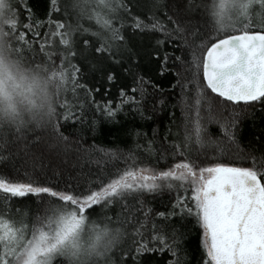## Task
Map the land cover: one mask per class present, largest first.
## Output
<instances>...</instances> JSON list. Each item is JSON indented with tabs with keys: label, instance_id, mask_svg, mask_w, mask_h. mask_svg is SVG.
Returning <instances> with one entry per match:
<instances>
[{
	"label": "snow or ice",
	"instance_id": "1",
	"mask_svg": "<svg viewBox=\"0 0 264 264\" xmlns=\"http://www.w3.org/2000/svg\"><path fill=\"white\" fill-rule=\"evenodd\" d=\"M24 2L0 0V65L7 49L18 62L49 73V79L59 81L55 107L49 106L43 126L50 125L60 139L68 140L59 130L61 118L65 122L84 123L85 105H73L66 98L61 100L69 86L74 99H79L76 90L83 89L85 100L92 99L93 103L91 93L99 92L81 83L84 73L75 61L87 65L90 72L107 73L108 81L116 79L108 65L122 66L128 62L127 71L136 84L130 91L139 93L140 99L121 89L120 107L109 102L95 104V108L114 119L123 105L128 104L143 116L144 85L150 82L138 71L134 72L139 67L132 63L138 50L134 51L137 46L132 43V36L125 34L129 28L132 35L162 33L164 39L156 40L158 46L179 40L181 47L190 52L186 69L190 78L183 84L177 81L188 111L184 113L183 135L176 133L177 140L161 145L159 158L167 161L171 149L173 161L164 170L138 163L137 150L143 149L150 156L157 154L153 140H148L146 146L136 144L125 156L124 168L89 178L83 187L79 181L75 185L65 181L63 188L59 181H49L48 185L31 179L24 181L18 178V170L0 169V264H117L114 249L127 234L126 227H112L113 219L108 216L103 223L90 220L96 210L94 206L106 209L114 202L129 210L131 217L122 221L118 216L115 223L135 221L139 226L134 227V236L140 237L133 239L135 247L119 249V264H128L126 256H131L132 264H141L144 254L164 251L176 257L170 264H184V233L171 226L174 217L180 221L191 218L202 229L206 264H264V154L250 157L247 162L251 167L222 163L204 166L201 158L207 147H220L223 143L212 139L203 122L201 111L205 105L208 123L220 124L222 135L230 143L236 142V121L221 122L212 115L210 93L216 94L224 104H264V0H211L210 3L202 0L200 4L195 0H172L174 15H169L165 0H69L62 9L58 0H52L54 10L62 16H68L71 10L76 23L50 21L46 33H41L43 22L34 21L27 6L24 8L27 22L20 21L16 4ZM197 8L210 18V31L192 25L191 13ZM83 21L94 22L96 30L85 27ZM77 34L91 39L78 41ZM38 37L42 39L38 41ZM37 45L45 63L32 64L27 59L26 54H37ZM155 59L160 61L159 74L163 75L168 70L169 54L165 51L161 55L157 51ZM175 60L184 63L182 57ZM192 92L194 95L190 97ZM4 95L5 85L0 75V96ZM189 98L192 104L188 103ZM58 107L63 111L58 113ZM12 117V125L0 126V164L11 160L8 145L27 139L26 134L32 131L22 119L16 118L14 108ZM10 132L14 140H9ZM38 142L39 137H35L32 145ZM29 148L24 144L22 150L27 154ZM99 150L113 160L119 158L117 151ZM129 160L131 163H127ZM164 190L176 191V202L170 210L156 213L158 223L152 217L153 209L145 208L141 197L146 192ZM33 196L46 199L48 206L43 215L30 221L24 201ZM129 198L139 207L128 203ZM136 211L142 212L143 220L136 218ZM150 220L151 238L145 241L142 230L149 226Z\"/></svg>",
	"mask_w": 264,
	"mask_h": 264
},
{
	"label": "trees",
	"instance_id": "2",
	"mask_svg": "<svg viewBox=\"0 0 264 264\" xmlns=\"http://www.w3.org/2000/svg\"><path fill=\"white\" fill-rule=\"evenodd\" d=\"M61 9L69 0H58ZM146 2V0H142ZM202 0H195V3L200 4ZM204 3H210L211 0H203ZM172 0H165V4L169 5V15H174L171 8ZM25 6L31 9L32 19L41 21L43 25L40 28L41 33L49 31L47 26L50 21L60 19L72 24L76 23L75 14L69 11L68 16H62L53 8L52 0H25L24 4L17 3L16 8L19 10V19L21 22L26 21ZM147 13V9L143 10ZM161 20L164 16L157 13ZM192 25H199L201 30L211 29V20L208 18L203 9H195L191 13ZM85 27H90L93 31L96 30L94 22L83 21ZM119 26V25H117ZM191 30V28H190ZM126 36H132V43L137 47L138 55L133 57V64H138L139 75L144 77L145 81H149L144 85L146 89L142 102L143 116L133 110V107L124 104L123 110L117 112L115 118H110L104 112L97 111L95 104H109L113 107H120V91L123 89L129 96L136 95L137 100L140 99L139 93H132L130 89L135 87L133 76L127 71L129 64L125 62L120 65H108L116 79L108 81L107 73L99 71L90 72L87 65L80 61H75L81 66L84 73L81 83L86 85L88 89H99V92L93 91L91 96L94 98L85 100L83 89H77L79 99L73 98L71 86L69 90L61 96V100L67 99L69 103L76 105L83 103L85 105L84 123L79 121L65 122L60 119V132L68 137L67 141L53 131L50 125L40 128L31 127L32 131L27 133V139L17 143L9 144L7 151L12 153L10 161L5 164H0V169L18 170V178L24 181L31 179L38 184L48 185L49 181H59V186L64 187V182L67 181L75 185L77 181L81 186L86 185V181L96 179L101 173L112 172L117 168L126 166L125 156L135 148L136 144L147 145L148 140L155 141L154 147L157 149L156 155H148L143 149L137 150L136 155L139 157L138 163L141 166L147 165L157 170L167 169L172 165L173 161L170 155L171 149H168L167 161L160 159L162 154L161 145H170L178 137L176 133L183 135L184 113L188 111L182 97L180 84H183L190 78V72L187 61L191 59V54L185 48L181 47V42L176 40L174 43H166L163 46L156 44L157 39H164L162 33H153L151 35H132L131 29L125 31ZM90 37H81L77 34L76 39L79 41ZM42 37H38L39 41ZM159 51L161 55L166 51L169 54L168 70L163 75L159 74L160 61L155 59V53ZM199 54V50H198ZM27 59L32 64L45 63V57L39 54L37 45V54H26ZM175 57H182L184 63L180 60H175ZM60 63L59 60L56 61ZM179 73V75H177ZM210 93V90H208ZM194 92L190 93V97ZM209 99L212 101V115L216 116L221 122L227 120L231 123L236 121L235 125V143H230L226 137L222 135L220 124L208 123L209 113L207 106L202 109L201 115L204 117V123L207 125L208 132L213 140H219L223 143L220 147H207L202 159L204 166H213L216 163L232 165L238 167H251L252 165L247 160L264 154V104L254 103L245 105L243 102L239 105L232 103L224 104L216 94L210 93ZM189 104L193 100L189 98ZM79 111V108H75ZM62 108H57V112H62ZM194 115V112L192 113ZM7 131V129H6ZM14 132V130H12ZM137 132L146 133V136H137ZM155 132V135H153ZM39 137V142L32 145V140ZM15 136L10 132L9 140H14ZM30 146L29 152L25 154L22 150L23 145ZM99 149L117 151L119 158L111 159L104 155ZM17 153H19L17 155ZM7 154V153H5ZM122 154V155H120ZM206 157V159H205ZM127 163H131L129 160ZM25 172L28 173L25 176ZM95 187V185H93ZM181 193L183 190H180ZM189 194H191L189 190ZM176 191L164 190L157 193H144L141 199L144 201V207L153 209L152 217L160 222L156 213L166 212L175 204ZM28 205L27 212L31 221L35 216L43 215L45 208L48 206L46 199L39 197L26 198L24 201ZM128 203L139 205L137 202L129 198ZM95 212L90 216V220H95L98 223H103L104 217H112V227H126L127 234L122 241L116 245L117 264H119V249H128L135 247L132 245L133 239L139 240L140 237L134 236V227H138L135 221L131 224L115 223L118 216L123 221L125 218L131 219L128 216L129 210L122 209L120 204L114 202L108 208L102 209L100 206H94ZM132 211H135L133 209ZM123 215L121 216V213ZM135 216L139 220H143L142 212L136 211ZM183 225V227H182ZM171 226L180 229L184 233V241L182 248L186 253L184 264H206L207 256L202 245L203 233L202 229L196 224L195 220L189 218L180 221L179 218H172ZM151 220L149 226L143 229V239L145 241L151 238ZM171 231V227L168 229ZM151 246V245H150ZM183 254V253H182ZM133 255L135 253L133 252ZM128 264H132L131 256H126ZM176 257L168 251L146 253L141 258V264H170Z\"/></svg>",
	"mask_w": 264,
	"mask_h": 264
},
{
	"label": "clouds",
	"instance_id": "3",
	"mask_svg": "<svg viewBox=\"0 0 264 264\" xmlns=\"http://www.w3.org/2000/svg\"><path fill=\"white\" fill-rule=\"evenodd\" d=\"M0 75L6 92L0 96V126L13 124L14 108L16 118L22 119L28 127H43L48 119L49 106L55 107L59 81L49 79V73L18 62L15 54L7 49L0 65Z\"/></svg>",
	"mask_w": 264,
	"mask_h": 264
}]
</instances>
